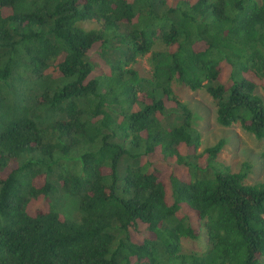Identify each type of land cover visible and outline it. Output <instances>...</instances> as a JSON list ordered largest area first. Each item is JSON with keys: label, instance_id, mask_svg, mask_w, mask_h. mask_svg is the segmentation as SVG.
I'll use <instances>...</instances> for the list:
<instances>
[{"label": "trees", "instance_id": "trees-1", "mask_svg": "<svg viewBox=\"0 0 264 264\" xmlns=\"http://www.w3.org/2000/svg\"><path fill=\"white\" fill-rule=\"evenodd\" d=\"M174 82L264 139V0H0V264H264V180L199 150Z\"/></svg>", "mask_w": 264, "mask_h": 264}, {"label": "rangeland", "instance_id": "rangeland-1", "mask_svg": "<svg viewBox=\"0 0 264 264\" xmlns=\"http://www.w3.org/2000/svg\"><path fill=\"white\" fill-rule=\"evenodd\" d=\"M86 30L98 29L96 23H85ZM163 49L160 44L154 47V51ZM140 76L147 77L150 71V56L139 58L136 64L132 65ZM175 95L192 112V127L199 134V150L215 145L219 140L224 141V146L219 154L217 161L224 168H229L231 172H238L243 163L248 162L251 165L250 173L245 180L246 184L255 185L264 180V139L257 140L251 134L244 132L238 125L222 127L216 120L215 101L207 94L204 88L197 91H190L179 82L172 84ZM264 101V91L256 92ZM178 122L175 113H169L165 125H172ZM220 165V166H221ZM124 172L120 167L118 171L119 181H122ZM53 193L49 200L56 205L61 216L73 223H79L81 214L78 210L77 200L74 197L66 195L51 179ZM208 241L204 231H202L198 240L182 239L181 250L185 255H201L208 248Z\"/></svg>", "mask_w": 264, "mask_h": 264}]
</instances>
